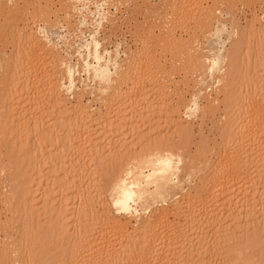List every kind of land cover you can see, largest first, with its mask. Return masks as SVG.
I'll return each mask as SVG.
<instances>
[{
    "label": "rangeland",
    "instance_id": "rangeland-1",
    "mask_svg": "<svg viewBox=\"0 0 264 264\" xmlns=\"http://www.w3.org/2000/svg\"><path fill=\"white\" fill-rule=\"evenodd\" d=\"M77 1L0 0V264H68V259L72 256L76 258L73 259L74 262L76 260L75 264H84V262L87 263V258L90 259L91 257L90 248H93L94 254L97 255L98 252L104 251L112 254L114 248L122 249V252L119 250L120 253L126 254L125 252H128L132 240L130 238H134L136 229L143 228L141 225L144 222L142 221L146 217H151V222L166 218L163 225L156 228L153 223L154 227L151 226L147 232L160 230L164 235H167L166 241H156L160 245L155 242L154 250L156 248V253L151 259L154 260V263L148 260V264H155L157 258L173 257L174 242L178 244L174 245L179 258L176 264L179 262H182L180 264H264V195L258 196L259 199L251 194L253 189H249L253 188L251 187L252 183L256 186L259 185V187L264 185V164L262 163L263 160H260L264 156V145H262L264 141H260L261 137L264 138V132L259 130L262 133L260 134L258 131L260 137L258 141L260 142L256 141L257 131V135L254 136L256 137L255 141L259 144L254 142L253 146L257 145L258 150L256 147V151L253 147L254 151L250 150L249 146L248 150L250 151L248 152L246 149L244 156L248 157L245 159L249 163L247 168L248 166L250 168L247 172L251 174V179L245 178L246 175L243 178L241 176L234 177H238L239 183L228 192L231 201L228 199L229 197H226L228 195L221 193V184L219 183L223 181L222 177L219 178L218 174L215 175L216 179H212V183L210 177L213 174L210 177L208 175L214 173L215 170L212 167L213 170L211 168L208 170V167L204 166V164L206 165L205 162L212 165L222 155L223 147H225L222 139L231 135H224L229 128L228 126L234 127L236 122L243 119L245 120L242 122H245L247 117H251L249 109L252 103L264 104V0H188L189 2L184 0V2H188H185L187 5L193 1L189 7L184 5L183 0H107L102 7L105 12L100 7L103 6L101 1L105 0H83L84 2L82 1L81 4L88 1L91 9L94 10L96 9V2H98L99 10L101 9L98 11L100 14L96 13L99 16L88 13V18H91H89L90 22L92 18L97 19L100 15L102 17L105 15L106 21L104 19L101 37L106 46L116 50V52L112 51L114 53L112 54L115 55L118 52L122 62L127 61V59L124 60L126 54L122 50L129 52L128 55L132 54L130 56L133 58L139 55L142 59L141 68L143 69H140L138 73V68L136 70V67H132L131 72L129 71L130 75L135 69L134 73L136 74H132L133 80L129 76L131 80L129 79V81L127 80L128 83L123 84V89H126L123 92L127 91V95L125 93V97L123 96L125 100L122 99L125 101V105L122 101L119 102L120 105L117 103L121 100L119 96L120 99L114 105L118 104L121 108L115 105V108L112 106L111 110L108 109L116 117L111 114L112 123L115 122L113 127L109 126V123L101 125L103 119H101L100 114L106 111L105 100L109 98L112 101L114 93L110 97L109 92H101L100 94L99 89H96L92 94L87 89L84 91L82 87L77 89L78 94L83 93V103L85 105L88 103L86 106H89L90 112L88 114L91 116L90 119L85 118L82 122H76L78 125L76 123L75 126L74 124L71 125L73 131H70L72 134L70 136L66 127L71 124V122L68 123V119L73 117L71 119L76 121L80 115L79 110L74 109L77 94L70 99L62 96L63 98L58 102L48 95L49 90L45 86L50 81L45 80L50 75L48 73L54 74L53 76L56 77L64 76H59L63 69L59 60L60 56L66 59L68 57L69 63L72 65L78 63L76 67L79 73L76 75L83 77L78 78L76 83L79 84L81 79L84 80L86 77L83 73L82 58L74 53L77 47L74 39L78 38V41L81 39V35L78 37L75 35L79 33L78 20L82 15L78 9L81 1ZM195 5L199 6V11H192L196 7ZM190 6H192L191 9ZM182 7L185 10L187 8L188 12L184 11ZM196 8L194 10H198ZM179 10L181 12H178ZM209 11L212 12L207 13ZM48 14L53 20L50 21L51 24L47 21L49 20L47 19ZM210 14L214 20L211 18L209 20L213 24L206 21ZM218 20L219 22H217ZM94 24L90 23L81 27L82 31L86 30L85 35L95 26ZM39 25L47 27V34L49 37L51 36L52 42L46 40L44 35H40L43 33L38 30ZM31 33L32 36L35 33L34 37L38 39V47L42 45L45 48L42 49L41 46L38 49L34 46V43L29 39L32 38L29 36ZM118 42L120 48L117 51L115 43L118 44ZM230 46L233 48H227ZM51 47L55 48L53 51L54 54L57 51L58 57L56 54L50 53ZM225 48L233 49L232 51H236V53H232L228 70L222 77V84L219 86L216 84L219 74L217 75L216 71V73L213 72L212 67L206 68L205 58L211 53V55L216 56L219 64H222ZM184 49L186 50L184 51ZM44 51L49 52L45 53ZM119 51L121 52L119 53ZM127 63L129 62L127 61ZM125 68L124 65L123 71ZM137 73L141 74L140 77ZM136 79L141 81H136ZM91 81L90 83L94 82L98 85V81ZM62 93L63 95L67 94L65 90H62ZM36 99L40 103L37 108L35 107L38 102ZM186 104L187 107L184 106ZM67 108L73 109L71 111ZM20 111L24 113L20 114L22 117L26 116L27 122L30 118L32 120L39 118L38 121H40L39 126L41 127L38 126L40 130L35 125L31 127L30 134H28L30 135L28 136L29 141L26 139L25 131H22L24 128L16 129L13 124L15 121L14 114H19ZM115 112L120 113L117 115L119 117L116 116ZM237 114L241 116L239 117ZM77 116L78 118H76ZM122 116L124 120L118 121V118L121 119ZM26 121L24 122L25 125H27ZM41 121L44 124H42L43 127L47 126L44 127L46 129L42 127ZM66 121L67 123H65ZM62 123H65V126ZM115 124H120L124 128L119 127L120 125L115 126ZM126 124L127 127H125ZM58 126L60 129L62 128L61 131L64 133L57 132ZM115 128L122 130L116 132ZM106 130L109 132L108 134H105ZM56 132L61 133L59 137L64 135L60 141L63 144L57 143L58 135L56 136ZM65 132L69 134L66 137L67 140L65 139ZM103 133L108 135L109 139L103 141L107 148H105L102 157L100 158L99 155L93 157L89 153L88 155L85 151L87 147L85 142L94 136L99 138L101 135L100 137H102ZM235 135L233 134L229 138V141L232 139L229 144L234 148L237 145L234 142ZM26 141L30 143L31 153L27 150ZM149 147L150 149L165 147L163 150L157 148L159 152L156 151V153L163 155L169 152L168 150L174 149L184 157V159L182 158L181 169L172 183L173 194L179 193L176 199H174V195L155 193L153 190H149L152 193L150 198L143 200L139 198V195L144 186L141 187L135 183L133 181L134 176L127 175L126 181H122L124 174L128 171H134V166L140 164L138 161L132 162L133 158L139 155L140 158L144 156L147 150H150ZM166 148L171 149L167 150ZM236 149L232 151L233 154L230 156H233L235 151L238 152L239 149ZM151 151L148 152V155L155 154ZM252 153L258 154H255L252 159ZM235 155L233 158L237 157ZM63 156L64 158H62ZM66 157L67 159H65ZM127 157L130 162L125 160ZM254 161L258 162L260 166L256 165L257 163ZM252 162L253 164H251ZM125 165L126 168L124 169ZM121 170L123 174L106 190L110 181ZM257 170L260 174H257ZM205 178H209L210 186L209 184L208 186L211 187L210 192H212H209L208 206L206 204L204 207L206 210H203L199 202H196V205L193 206L196 210L193 211L190 206L191 193L196 194L195 191L199 189L202 185L200 183ZM121 181L122 184H119ZM73 183L78 187V191L77 189L73 190V187L75 188ZM122 192L130 194L129 199L132 200L128 201L126 195L121 196ZM30 193L34 197H38L39 201L40 198L43 200L49 194V206L55 205L54 210L45 216L43 206L39 205L36 209L28 207L25 200ZM225 200H229L231 204L225 203ZM109 201L120 219L124 221L128 219L130 222V224L127 223L129 224L128 227L122 230L110 220ZM61 203L65 206H60ZM223 205L229 207V213L232 207L235 208L236 210L233 209L235 215L230 216L227 213L228 209ZM251 206L257 209L254 210ZM222 209H227V211ZM225 215L226 217L229 215L231 218L228 216L227 221ZM144 216L145 218H143ZM196 217L197 220L202 218L203 222L201 220L200 222L203 224L199 222L200 225H198ZM191 218L196 220L194 221L196 224ZM225 221L229 223L227 224ZM167 222L170 225L173 222L177 224L173 223L171 228ZM209 222L218 225L217 231L219 229L221 233L218 231L219 234L217 233L218 235H214V237L208 230ZM223 224L224 226H222ZM201 225L203 226L197 228ZM219 227L223 230H220ZM193 228L198 229L197 232L193 230L196 234L191 231ZM69 230L70 232H68ZM140 231L139 229L137 234L140 235L141 233L142 235L143 232ZM198 232L202 237H198ZM171 235L178 237L173 241ZM185 235L189 238L187 240L190 243L187 249L182 248V242L180 243L186 237ZM190 235L191 237H189ZM196 235L198 238L195 237ZM180 255L186 256L187 260L180 258Z\"/></svg>",
    "mask_w": 264,
    "mask_h": 264
},
{
    "label": "bare ground",
    "instance_id": "bare-ground-1",
    "mask_svg": "<svg viewBox=\"0 0 264 264\" xmlns=\"http://www.w3.org/2000/svg\"><path fill=\"white\" fill-rule=\"evenodd\" d=\"M78 1H81L79 4H80V7L78 8L79 10H80V13L82 14H80L81 15V17H80V19L78 20L79 21V24L78 25H80V26H78L79 27V29H78V31H79V33H76L75 35H77L76 37H78V36H80L81 35V39L83 38V40H81L80 39V41H78L79 39L78 38H76V39H74V41H75V45H77V47H76V49H75V52L74 53H76L77 55H79V57L80 58H82V61H83V73L85 74V79L83 80V79H81V81H80V83L78 84V83H76V80L78 79V78H80V77H78L76 74H78L79 73V71H78V69H77V67H76V65L78 64H74V65H72V64H70L69 63V60H68V57H67V59L65 58V57H62V56H60L59 58V60L61 61H59L60 63H61V66L63 67V69H62V71H58L59 73H60V75L59 76H61V75H64V76H61V77H56V76H53L54 74H51V73H48V74H50V75H48L46 78H48L47 80H45V81H50L49 83H47V86H45V88L47 87L48 88V90H49V93H48V95L52 98V99H54V100H56V101H60V99L61 98H63L62 96H65V97H67L68 99H70V97H74V96H76V94H77V99H76V102H75V107H74V109L76 108V110L78 109L79 111H78V113L80 114H77V115H79V119H77L76 121L75 120H73V119H71V118H73V117H70L69 119H68V123L69 122H71V124H68L66 127H67V133H69L70 134V131L72 130L71 129V125H73L74 124V126H75V123L76 122H78L79 123V121H83L85 118H89L90 116H91V114H88L89 112H90V110L88 109L89 108V106H86L84 103H83V99H82V92H80L79 94H78V90L77 89H79V88H81L82 87V89H84V91L87 89V90H89V91H91V94H92V92L94 93L95 92V90L96 89H99L98 91L100 92V94H101V92H106V93H108L109 92V94H110V97H111V95L114 93V98H112V101L111 100H109V98L108 99H106L105 101H106V111L103 113V114H100L101 115V119H103V121L101 122V125L103 124H105V123H109L108 125L109 126H112L113 125V123H115V122H113L112 123V115H113V113H112V111H108V109H110L111 110V107L113 106L114 108H115V105H116V107H118L121 103H119L120 101H122L123 102V104H124V102L125 101H123V100H125V99H123V96L125 97V93L127 92H123V90L125 91L126 89H123V84H125V83H128L127 82V80L129 81V76H131V79H132V74H136V73H134L135 72V69L137 70V68H138V70H137V72L140 70V69H143V68H141L142 67V59H140V56L138 55H136L137 57L136 58H133V57H131L130 55H132V54H130V55H128V53L129 52H127L126 50H122V51H124V53L126 54V58H124V60L125 59H127V61L129 62V63H127V61L125 60L124 62H122V61H120V59H119V56H118V52H117V54H115V55H113L114 53L112 52V51H115L116 52V50H114V49H111L110 47H108V46H106L105 44H104V41H103V38L101 37V32H102V27H103V22H104V19H105V15H103V17L100 15V17H96L97 19H94V18H92V21L90 22V20H89V18H88V13H91L92 15H95L96 13L98 14L99 12L98 11H101V9L99 10V8L101 7H104V3H106V1L107 0H105V1H101V4H103V6H100V7H98V2H96V9L94 10V9H91V7H90V5L88 4L89 2L87 1V2H85L84 4H81L82 3V1L83 0H78ZM77 1V2H78ZM128 1V0H127ZM181 1V0H180ZM186 1H188V0H186ZM185 1V2H186ZM84 2V1H83ZM173 2V1H172ZM183 2H184V0H183ZM184 2V3H185ZM189 2V1H188ZM188 2H186V3H188ZM95 3V2H94ZM100 3V2H99ZM184 4L185 6L187 5V4ZM190 3H192L193 4V1H191ZM189 3V4H190ZM101 4H99V5H101ZM189 4L187 5L188 7H189ZM180 5H182V4H180ZM217 5V4H216ZM215 5V6H216ZM183 6V5H182ZM184 6V7H185ZM193 6V5H192ZM192 6H190V9H191V7ZM196 6V5H195ZM194 6V7H195ZM11 7V6H10ZM106 7V6H105ZM193 7V8H194ZM197 7V8H196ZM195 8L196 9H198V7L199 6H196ZM183 8V7H182ZM194 8V9H195ZM204 8V7H203ZM217 8V7H216ZM218 8H219V6H218ZM8 9V8H7ZM103 9V8H102ZM184 9V11H187V8H186V10H185V8H183ZM189 9V8H188ZM192 10V11H199V9L198 10ZM41 10V9H40ZM104 10V9H103ZM102 10V11H103ZM201 10V9H200ZM203 10V9H202ZM209 10V9H208ZM78 11V10H77ZM87 12V13H86ZM104 12H105V10H104ZM103 12V13H104ZM121 12V11H120ZM131 12V11H130ZM178 12H181L180 10L178 11ZM183 12V11H182ZM188 12V11H187ZM212 11H209V12H207V13H211ZM5 13V12H4ZM32 13V12H31ZM30 13V14H31ZM85 13V14H84ZM102 13V14H103ZM214 13V12H213ZM212 13V15H214ZM54 14V13H53ZM96 14V15H97ZM100 14V13H99ZM104 14H107V13H104ZM169 14V13H168ZM49 15V14H48ZM70 15V14H69ZM95 15V16H96ZM179 15H181V14H179ZM211 14H210V16H209V18L207 17V22L209 21L210 22V18H211V16H212ZM97 16H99V15H97ZM169 16V15H168ZM40 17V16H39ZM64 17V16H63ZM107 17V16H106ZM170 17V16H169ZM205 17H206V14H205ZM204 17V18H205ZM215 17V16H214ZM55 18V17H54ZM57 18V17H56ZM156 18V17H155ZM201 18V17H200ZM213 18V17H212ZM211 18V19H212ZM35 19V18H34ZM47 19H49V20H47L48 21V23H50L51 24V22L50 21H53L52 19H50V15H49V17L47 18ZM66 19V18H65ZM91 19V18H90ZM113 19V18H112ZM166 19V18H165ZM46 20V19H45ZM55 20V19H54ZM58 21H59V19H57ZM110 20V19H109ZM212 20H214V19H212ZM211 20V21H212ZM67 21V20H66ZM95 21V22H94ZM105 21H106V19H105ZM173 21V20H172ZM56 22V21H55ZM158 22V21H157ZM164 22H166V21H164ZM196 22V21H195ZM208 22V23H209ZM217 22H219V20L217 21ZM67 23V22H66ZM90 23H95L94 25V27L92 28V29H90V31H88L89 33L87 34V35H85V31H82V26L83 25H88V24H90ZM169 23V22H168ZM167 23V24H168ZM175 23V22H174ZM210 23H212V22H210ZM4 24V23H3ZM55 24V23H54ZM57 24H58V22H57ZM106 24V23H105ZM213 24V23H212ZM59 25V24H58ZM215 25V24H214ZM219 25V24H218ZM61 26V25H60ZM203 26V25H202ZM39 27V31L41 32V33H43V34H40L41 36L42 35H44V37L46 38V40H48L49 42H52V38L50 39V37H49V35L47 34V32H48V29H47V27L46 26H42V25H39L38 26ZM56 27V26H55ZM151 27V26H150ZM219 27H220V25H219ZM25 28V27H24ZM152 28V27H151ZM154 28V27H153ZM22 29V28H21ZM175 29V28H174ZM214 29V28H213ZM65 30H67V29H65ZM88 30V29H87ZM166 30V29H165ZM209 30V29H208ZM147 31V30H146ZM150 31V30H149ZM171 31V30H170ZM30 32V31H29ZM173 32H174V30H173ZM175 32H176V30H175ZM210 32V31H209ZM21 33V32H20ZM66 33V32H65ZM163 33H164V31H163ZM34 34L35 33H33V36H32V33H31V35L29 34V36H32V38H29V39H31V41L34 43V46H36V48H40V47H38V42H37V38H35L34 37ZM51 34V33H50ZM106 34V33H105ZM110 34V33H109ZM64 35V34H63ZM62 35V36H63ZM197 35V34H196ZM203 35V34H202ZM60 36V35H59ZM66 36V35H65ZM108 36V35H107ZM110 36H111V34H110ZM148 36V35H147ZM178 37V36H177ZM65 38V37H64ZM109 38V37H108ZM195 38H196V36H195ZM20 39V38H19ZM69 39V38H68ZM145 39V38H144ZM174 39V38H173ZM70 40V39H69ZM109 40V39H108ZM163 40V39H162ZM197 40V39H196ZM29 41V40H28ZM66 41H68V40H66ZM166 41V40H165ZM228 41H231V40H228ZM23 42V41H22ZM119 42H121V41H119ZM119 42H118V44L117 43H115V48H117V51H118V48H120V44H119ZM176 42V41H175ZM56 43V42H55ZM30 44V43H29ZM37 44V45H36ZM57 44V43H56ZM117 44V45H116ZM199 44V43H198ZM21 45V44H20ZM151 45V44H150ZM197 45V44H196ZM26 47V46H25ZM56 47V46H55ZM58 47V46H57ZM142 47V46H141ZM232 46H230V47H227V48H231ZM237 47H240V46H238L237 45ZM43 48H45V47H43L42 46V49ZM52 48V47H51ZM169 48V47H168ZM189 48V47H188ZM193 48V47H192ZM198 48V47H197ZM227 48H225V52H224V55L222 56V64H219V61L216 59V56H214L213 54L211 55V53H209L210 55L209 56H206L207 58H205V61L207 62H205L206 64H207V69H210L211 67L213 68V72H215L217 75H218V79H217V82H216V84L217 85H219L220 86V84H222V77L226 74V72H227V70H228V64H229V62H230V60H231V56L234 54V52L236 53V51H232L233 49H227ZM233 48V47H232ZM41 49V50H42ZM53 49H55V48H52V49H50V53L52 52L53 53V55H55L56 54V52H55V54H54V51H53ZM125 49V48H124ZM180 49H181V47H180ZM47 50V49H46ZM49 50V49H48ZM57 50V49H56ZM83 50H85V51H83ZM128 50V49H127ZM186 49H184V51H185ZM197 50V49H196ZM202 50V49H201ZM132 51V50H131ZM45 52V51H44ZM43 52V53H44ZM49 51H46L45 53H48ZM121 51H119V53H120ZM138 52V51H137ZM143 52V51H142ZM42 53V52H41ZM51 53V54H52ZM113 53V54H112ZM123 53V52H122ZM176 53H178V52H176ZM196 53V52H195ZM233 53V54H232ZM67 54V53H66ZM75 54V55H76ZM140 54V53H139ZM57 55V57H58V54H56ZM171 55V54H170ZM191 55V54H190ZM72 56V55H71ZM130 56V57H129ZM134 56V55H133ZM176 56V55H175ZM45 57V56H44ZM72 58V57H71ZM144 58V57H143ZM168 58V57H167ZM171 58V57H170ZM186 58V57H185ZM189 58V57H188ZM48 59H49V57H48ZM52 59V58H51ZM50 59V60H51ZM159 59V58H158ZM182 59V58H181ZM45 60V59H44ZM186 60H188L187 58H186ZM37 61H38V59H37ZM58 61V60H57ZM71 61V60H70ZM203 61V60H202ZM59 62H57V63H59ZM144 62V61H143ZM184 62H186V61H184ZM59 63V64H60ZM132 63H134V64H132ZM136 63V64H135ZM155 63V62H154ZM34 64V63H33ZM32 64V65H33ZM59 64H57V65H59ZM80 64V63H79ZM48 65V64H47ZM125 65V67L127 68H125V70L123 71V66ZM176 65V64H175ZM203 65V64H202ZM17 66V65H16ZM144 66V65H143ZM186 66V65H185ZM201 66V65H200ZM204 66V65H203ZM51 67H53V66H51ZM50 67V68H51ZM60 67V66H59ZM135 68L134 69V71H133V73H131L130 75H129V73L131 72V69H133V68ZM148 67V66H147ZM160 67V66H159ZM185 68V67H184ZM52 69V68H51ZM160 69V68H159ZM1 70V69H0ZM30 71V70H29ZM54 71V70H53ZM130 71V72H129ZM166 71V70H165ZM59 73H57V74H59ZM128 73V74H127ZM139 73V72H138ZM137 73V74H138ZM215 73H213V74H215ZM17 74V73H16ZM142 74H143V72H142ZM139 75V77H140V75L141 74H138ZM184 75V74H183ZM217 75H216V77H217ZM58 76V75H57ZM161 76V75H160ZM20 77V76H19ZM55 77V78H54ZM83 77V76H82ZM81 77V78H82ZM136 78L138 77V76H135ZM53 79H56V80H53ZM130 79V80H131ZM140 79V78H139ZM216 79V78H215ZM98 81V85H96L94 82L93 83H90V81ZM133 80V79H132ZM53 81H55V82H53ZM91 81V82H92ZM136 81H141V80H137L136 79ZM216 81V80H215ZM131 82H133V81H131ZM44 83V82H43ZM97 83V82H96ZM137 84H138V82H136ZM142 84V83H141ZM43 85V84H42ZM170 85V84H169ZM10 86V85H9ZM8 86V87H9ZM127 86H128V84H127ZM16 87V86H15ZM134 87V86H133ZM37 88H39V87H37ZM37 88H36V90H37ZM142 88V87H141ZM129 89V88H128ZM169 89V88H168ZM62 90H65L66 91V95H63V93H62ZM135 90V89H134ZM143 90V89H142ZM80 91H82V90H80ZM89 91H88V93H89ZM110 91H111V93H110ZM131 91V90H130ZM144 91V90H143ZM142 91V92H143ZM10 92V91H9ZM44 92V91H43ZM138 92V91H137ZM124 93V94H123ZM139 93V92H138ZM141 93V92H140ZM97 94V93H96ZM131 94V93H130ZM43 95V94H42ZM107 95V94H106ZM126 95H127V93H126ZM134 95V94H133ZM103 96V95H102ZM119 96H120V98H121V100H119L120 98H119ZM131 96V95H130ZM40 97V96H39ZM98 97V96H97ZM113 97V96H112ZM117 97H118V99H117ZM48 98V97H47ZM51 98H49V99H51ZM19 99V98H18ZM45 99V98H44ZM123 99V100H122ZM46 100V99H45ZM53 100V101H54ZM117 100H119L117 103H119V105L118 104H115L114 105V103L117 101ZM130 100V99H129ZM132 100V99H131ZM135 100V99H134ZM160 100V99H159ZM164 100V99H163ZM36 101H38L37 99H36ZM41 101H43V100H41ZM47 102H48V100H46ZM55 101V102H56ZM254 101V100H253ZM5 102V101H4ZM35 102V101H34ZM45 102V101H44ZM55 102H52L53 104H56ZM135 102V101H134ZM133 102V103H134ZM157 102V101H156ZM36 103V102H35ZM34 103V104H35ZM43 103V102H42ZM95 103V102H94ZM258 103V102H257ZM39 101L37 102V104H35L34 106L37 108V106H39ZM122 104V105H123ZM129 104V103H128ZM7 105V104H6ZM118 105V106H117ZM125 105V104H124ZM123 105V106H124ZM251 105V104H250ZM129 106V105H128ZM133 106V105H132ZM184 106H186L187 107V104L186 105H184ZM112 107V108H113ZM120 107V106H119ZM185 107V108H186ZM121 108V107H120ZM119 108V109H120ZM123 108V107H122ZM147 108V107H146ZM149 108V107H148ZM147 108V109H148ZM1 109V108H0ZM33 109H35V108H33ZM68 109V108H67ZM73 109V108H72ZM72 109H68V110H71L72 111ZM118 109V110H119ZM16 110H17V108H16ZM20 110V109H19ZM75 110V111H76ZM92 110V109H91ZM116 110V109H115ZM117 110V111H118ZM124 110V109H123ZM129 110V109H128ZM187 110V109H186ZM185 110V111H186ZM251 112H249V113H251L250 114V116L251 117H247L246 118V121L245 122H242V121H244L245 119H240V120H242V121H240V122H236V124L234 125V127L233 126H231V125H229L228 127V129L226 130V133L224 134L225 136H227V135H232L233 136V134H236L235 135V139H234V142L237 144L236 146H235V148H237L236 150H238V152H236L235 151V153H234V155L237 153V155H235V157L236 158H233V156H230V154L232 155L233 153H232V151H234L235 150V148L234 147H232L230 144H229V142H231V140L232 139H230V141H229V138L230 137H232L231 135L230 136H227V137H224L225 139H222V140H224L223 141V146H225V147H223L224 148V150H223V153H222V155L220 156V158H218L216 161H214V163L211 165L210 163H207V162H205L206 163V165L204 164V166L205 167H208V170H209V168H213L214 170H215V172L214 173H210L208 176L210 177L211 176V174H213V176H211V177H213V178H211L210 177V181H212V183H213V180L212 179H216V177H215V175L217 176V174H218V176H219V178L220 177H222L221 179L223 180H221L222 182H220L219 184H221L220 185V187H221V193L223 194V195H228V196H226V197H229V191H230V189L232 188H234L235 187V185H237L238 183H239V180H238V177L237 178H234V177H236V176H241V178H243V176L244 175H246V176H244L245 178H250V175L251 174H249V172H247V171H249V169L248 168H250L249 166H248V168H247V164H249V163H247V158L248 157H246V156H244L245 154H246V149L248 150L249 148H248V146L251 148L250 150H253L252 149V147L254 148V150H255V147H256V150H258V148H257V145L259 144V143H257L256 141H258V140H260V141H264L263 139H262V137L260 138L259 137V132L261 131L262 133L264 132L263 131V129H264V104L262 105V104H260V102L258 103V104H256V102H255V104H253L252 103V105L250 106V109H249ZM32 111V110H31ZM38 111H39V109H38ZM93 111V110H92ZM114 111V110H113ZM126 111H127V109H126ZM155 111V110H154ZM6 112V111H5ZM15 112V111H14ZM13 112V113H14ZM21 112V111H20ZM24 112H26V111H24ZM74 112V111H73ZM111 112V113H110ZM72 113V112H71ZM76 113V112H75ZM74 113V114H75ZM116 113V112H115ZM124 113V112H123ZM8 114V113H7ZM20 114H24L23 112H21V113H15L14 114V117H15V121H14V127L16 128V129H19L20 127H21V129L22 128H24V130L22 129V131L24 132V134L26 135V139L29 141V137L28 136H30V135H28V134H30V129H31V127H33V125H35L39 130H40V128L39 127H41V126H39V123H40V121H38V119H36L35 118V120H32V118H30V120L27 122L26 121V119H25V117H22V115H20ZM26 114V113H25ZM31 114V113H30ZM30 114H29V117H31L30 116ZM112 114V115H111ZM120 113H116V116L117 115H119ZM239 114V113H238ZM237 114V115H238ZM243 114V113H242ZM5 115V114H4ZM17 115V116H16ZM99 115V116H100ZM111 115V116H110ZM115 115V114H114ZM113 115V116H114ZM24 116V115H23ZM68 116H70L69 115V113H68ZM76 116V115H75ZM239 116V115H238ZM238 116H237V118H238ZM241 116V115H240ZM239 116V117H240ZM8 117V116H7ZM115 117V116H114ZM117 117H119V116H117ZM121 117V116H120ZM13 118V117H12ZM12 118H11V120H12ZM65 118V117H64ZM76 118H78V116L76 117ZM75 118V119H76ZM116 118V117H115ZM14 119V118H13ZM71 119V120H70ZM90 119V118H89ZM91 119H92V117H91ZM119 120L118 121H121L122 122V120H124V118H123V116H122V118L120 119V118H118ZM27 122V125H25L24 124V122L25 121ZM75 121V122H73V121ZM86 120H88V119H86ZM85 120V121H86ZM149 120V119H148ZM114 121V120H113ZM116 121V120H115ZM117 121V122H118ZM126 121V120H125ZM73 122V123H72ZM87 122V121H86ZM97 122V121H96ZM234 122V121H233ZM65 123H67V121L65 122ZM64 123V124H65ZM78 123H76L77 125H78ZM127 123V122H126ZM3 124H4V122H3ZM43 124V122L41 121V125ZM63 124V123H62ZM62 124H60V126H62ZM63 124V126H65ZM121 124H124V123H121ZM23 125H25L24 127H23ZM44 125V124H43ZM43 125H42V127H43ZM76 125V126H77ZM80 125V124H79ZM106 125V124H105ZM116 125H120V124H115V126ZM39 126V127H38ZM46 126V125H45ZM44 126V127H45ZM62 126V127H63ZM71 126V127H70ZM86 126V125H85ZM108 126V127H109ZM132 126V125H131ZM36 127H34V128H36ZM43 127V128H44ZM47 127V126H46ZM59 127V126H58ZM57 127V128H58ZM79 127V126H78ZM80 127H81V125H80ZM105 127V126H104ZM103 127V128H104ZM113 127V126H112ZM111 127V128H112ZM119 127H121V125L119 126ZM125 127H127V124H126V126ZM134 127V126H133ZM43 128H41V129H43ZM63 128H65V127H63ZM74 128V127H73ZM101 128V127H100ZM99 128V129H100ZM111 128H109V129H111ZM122 128V127H121ZM115 128V130H116V132L117 131H120L121 132V130L124 128ZM21 129H20V131H21ZM44 129H46V128H44ZM59 129H60V127H59ZM59 129H57V132H59V131H61L62 130V128L59 130ZM75 129H77L76 127H75ZM80 129V128H79ZM105 129H108V128H105ZM104 129V130H105ZM121 129V130H120ZM133 129V128H132ZM114 130V131H115ZM124 130H126V129H124ZM134 130V129H133ZM260 130V131H259ZM5 131V130H4ZM16 131V130H15ZM42 131V130H41ZM73 131V130H72ZM79 131V130H78ZM107 131V130H106ZM110 131V130H109ZM113 131V130H112ZM258 132V137H257V140L255 139L256 137H254V136H256L257 135V132ZM55 133L56 134V136L58 137V139H57V137L55 138V139H57L56 141H57V143L59 142V143H62V142H60L62 139H63V137L62 136H64L63 134L61 135V137H62V139H61V137H59V135L61 134V133H64V132H62L61 131V133ZM115 132V133H116ZM124 132V131H123ZM260 132V134H262ZM66 132H65V139H66V137H68L69 136V134H67ZM72 133V132H71ZM74 133V132H73ZM109 132L107 131V132H105V134H108ZM54 134V135H55ZM67 134V135H66ZM100 134V133H99ZM104 133H103V135H102V137H100L99 136V138L98 137H96V136H94L93 138H89L85 143H86V149H85V151H87V154L89 153L91 156H93L94 157V155H96V156H100V158L102 157V155L104 154V150H105V148H107V146H105L106 144H105V142L103 143V141H108V139H109V137H107L106 135H105ZM141 134V133H140ZM22 135V134H21ZM24 135V136H25ZM72 134H70V136H71ZM93 135V134H92ZM111 136H112V133L110 134ZM109 135V136H110ZM115 135V134H114ZM124 135V134H123ZM76 136V135H75ZM260 136H262V135H260ZM73 137V136H72ZM78 137V136H77ZM79 137H81V136H79ZM73 138H75V137H73ZM119 138H121V137H119ZM258 138H260V139H258ZM60 139V140H59ZM110 139H111V137H110ZM125 139V138H124ZM67 140V139H66ZM73 140V139H72ZM115 140V139H114ZM256 140V141H255ZM28 141H26V145H28L27 147H28V152L29 153H31V147H29V145H30V143L28 142ZM64 141V140H63ZM69 141V140H68ZM74 141V140H73ZM110 141V140H109ZM123 141V140H122ZM260 141H258V142H260ZM25 142V141H24ZM31 142V141H30ZM71 142V141H70ZM224 142H225V144H224ZM254 142L255 143H257V145H255V147L253 146V144H254ZM29 143V144H28ZM84 143V144H85ZM126 143V142H125ZM264 143V142H263ZM22 144V143H21ZM63 144V143H62ZM80 144V143H79ZM234 144V143H233ZM261 144V143H260ZM26 145H24V146H26ZM60 145V144H59ZM69 145V144H68ZM67 145V146H68ZM70 145H71V143H70ZM116 145H118V144H116ZM121 145H122V142H121ZM162 145V144H161ZM160 145V146H161ZM262 145H264V144H262ZM64 146V145H63ZM84 146V145H83ZM110 146H111V144H110ZM118 146H120V145H118ZM233 149H231L230 150V147ZM239 146V147H238ZM122 147V146H121ZM150 147H152V146H150ZM150 147H149V149H150ZM247 147V148H246ZM60 148V147H59ZM119 148V147H118ZM157 148H161V147H153V148H151L150 150H152L151 152H153V153H155V154H150V155H148V152L150 151H148L147 149V153L145 154V153H143V152H145V151H143L142 153L143 154H145L144 156H142L141 158L138 156V157H135V158H133V161L132 162H140V164H139V166L138 165H135L134 167H135V170L134 171H128L126 174H124L125 176H124V178H123V180L122 181H126V176L127 175H132V176H134L133 177V181L135 182V183H138L141 187H142V185L144 186V187H142L141 188V190H140V192H141V194L139 195V198H141V199H149L150 198V195L152 194L151 192H149V190H153L155 193H159V192H161V193H166V194H168V195H174L175 197H174V199H176V197H178L179 196V193L177 192V193H175V194H173V191H174V188H173V185H172V183L174 182V180H175V178H176V176L178 175V172H179V170L181 169V163H182V158L184 159V157H182V155L179 153V152H177L176 150H174V149H171V148H166L167 150L168 149H171V150H168L169 152H167L166 154H158V153H156V151H158L159 149H157ZM165 148V147H164ZM164 148H161V150H163ZM110 150V149H109ZM250 150H248V152L250 151ZM253 150V151H254ZM255 150V151H256ZM64 151V150H63ZM230 151H231V153H230ZM159 152V151H158ZM64 154V153H63ZM62 154V155H63ZM88 154V155H89ZM249 154V153H248ZM250 154H251V152H250ZM255 154L257 155L258 153H252V159H253V157H255ZM107 155V154H106ZM254 155V156H253ZM108 156V155H107ZM250 156V155H249ZM61 157V156H60ZM90 157V156H89ZM105 157V156H104ZM113 157V156H112ZM133 157V156H132ZM131 157V158H132ZM231 157H232V159H231ZM62 158H64V156L62 157ZM246 158V159H245ZM264 156L263 157H261L260 158V160L262 159L263 161H262V163L264 164ZM65 159H67V157L65 158ZM110 159V158H109ZM119 159V158H118ZM117 159V160H118ZM128 160L129 162H130V160L128 159V157L127 158H125V160ZM233 159H235V160H233ZM237 159V160H236ZM61 160V159H60ZM113 160V159H112ZM126 160V161H127ZM62 161V160H61ZM205 161H206V159H205ZM64 162V161H63ZM249 162V161H248ZM254 162H256V161H254ZM62 163V162H61ZM128 163V162H127ZM257 164L256 165H259L260 166V164H258V162H256ZM259 163H261V161H259ZM125 164V163H124ZM251 164H253V162L251 163ZM46 165V164H45ZM66 165V164H65ZM87 165V164H86ZM255 165V164H254ZM126 168V165H125V167H124V169ZM211 168V169H212ZM257 168V167H256ZM259 168H261V167H259ZM263 168V167H262ZM123 169V170H124ZM206 169V168H205ZM212 169V170H213ZM82 170V169H81ZM207 170V169H206ZM207 170V171H208ZM211 171V170H210ZM94 172V171H93ZM85 173V172H84ZM208 173V172H207ZM262 173V172H261ZM123 173H122V170L119 172V174H117V175H115L114 177H113V179L110 181V184L107 186V188H106V190H108V187H110V186H112V184L114 183V182H116L117 180H118V178H119V176H121ZM206 174V173H205ZM205 174H204V176H205ZM257 174H260V173H258V170H257ZM77 175H78V173H77ZM95 175V174H94ZM88 176V175H87ZM258 177V176H257ZM91 178V177H90ZM244 178V179H245ZM78 179V178H77ZM84 179H85V177H84ZM83 179V180H84ZM207 179V180H206ZM208 179L209 178H205V179H203L202 181V183H200V184H202V185H200V187H199V189H197V191H195V193L196 194H194V193H191V202H190V206L192 207V209L191 210H193L194 211V207L193 206H195L196 204V202H199V204H200V206H202L203 207V210H206V208L204 209V207L206 206V204L208 203V199L210 200V197H209V192L211 191V187H209L210 186V182L208 183ZM251 179V178H250ZM80 180V179H79ZM91 180V179H90ZM237 180H238V182H237ZM241 180V179H240ZM249 180V179H248ZM81 181V180H80ZM89 181V180H88ZM87 181V182H88ZM122 181H121V183H119V184H122ZM207 181V182H206ZM218 181V180H217ZM83 182V181H82ZM72 183V182H71ZM75 183V182H74ZM74 183H73V185H74ZM78 184V183H77ZM181 184V183H180ZM208 184H209V186H208ZM259 184V183H258ZM257 184V185H258ZM261 184V183H260ZM39 185H40V183H39ZM71 185V184H70ZM82 185V184H81ZM255 184H253L252 183V186L251 187H253V188H249V189H253V191H251V194H253L254 195V197H257V198H259L258 196H260V195H264V185L263 186H261V187H259V185L258 186H254ZM41 186V185H40ZM75 186V188L73 187V190L75 191V189H77L78 187H76V185H74ZM85 186V185H84ZM45 187V186H44ZM47 187V186H46ZM39 188V187H38ZM72 188V187H71ZM80 188V187H79ZM90 188V187H89ZM86 189V188H85ZM217 189V188H216ZM238 190V189H237ZM77 191H78V189H77ZM88 191H90V190H88ZM231 191H233V190H231ZM239 191H240V189H239ZM245 191V190H244ZM234 192V191H233ZM246 192H247V190H246ZM253 192V193H252ZM86 193H88V192H86ZM210 193H212V192H210ZM76 194H77V192H76ZM80 194V193H79ZM119 194H121V193H119ZM194 194V195H193ZM44 196H45V194H43ZM75 195V194H74ZM87 195V194H86ZM89 195V194H88ZM126 195V198H128V201H131L129 198H130V194H125V192H122V195L121 196H125ZM223 195H221V196H223ZM232 195H233V193H232ZM239 195V194H238ZM244 195V194H243ZM248 195V194H247ZM252 195V196H253ZM51 196V195H50ZM76 196V195H75ZM74 196V197H75ZM73 197V198H74ZM152 197V196H151ZM225 197V196H224ZM225 197V198H226ZM232 197V196H231ZM235 197V196H234ZM233 197V198H234ZM49 194L48 195H46L44 198H43V200H41V198H40V201L38 200L39 198L37 197H34L31 193L30 194H28L27 195V198H26V200H25V203L27 204V206L28 207H31L32 209H36L37 207H39V205L40 206H43L44 207V209L45 210H43V212H44V215L46 216V215H48V214H50L53 210H54V206L52 205V204H50V205H52V206H49ZM77 198V197H76ZM221 198V197H220ZM240 198V197H239ZM238 198V199H239ZM252 198V197H251ZM64 199H66V198H64ZM79 199H81V198H79ZM229 200H230V197L228 198ZM256 199V198H255ZM260 199V198H259ZM60 201H61V199H59ZM224 201L225 203L226 202H228V204H231V200L230 201ZM237 200V199H236ZM257 200V199H256ZM234 201V200H233ZM43 202H45V203H43ZM63 202H64V200H63ZM223 202V203H224ZM43 203V205H41ZM62 205H60V206H63V203H61ZM210 204V203H209ZM58 205V204H57ZM56 205V206H57ZM59 206V207H60ZM65 206V205H64ZM63 206V207H64ZM199 206V207H200ZM207 206H208V204H207ZM223 206H226V205H223ZM222 206V207H223ZM234 206V205H233ZM236 206H238V205H236ZM42 207V208H43ZM179 207V206H178ZM251 207H253V209H254V206H251ZM226 208L228 209L229 207H227L226 206ZM230 208H231V206H230ZM238 208V207H237ZM256 208V207H255ZM181 209V208H180ZM180 209H179V211H180ZM227 209H225L226 211H227ZM236 210L235 208H233L232 207V210H230V213H229V209H228V212L227 213H229V215L230 216H234L235 214H234V210ZM257 209V208H256ZM256 209H254V210H256ZM150 210V209H149ZM178 210V209H177ZM176 210V211H177ZM196 210V209H195ZM201 210H202V208H201ZM223 210V209H222ZM225 210H223V211H225ZM108 212H109V215H110V220L113 222V224L114 223H116L117 225H118V227H120L122 230L124 229V228H126V227H128V225L130 224V222L128 221V219H126V221H124L123 219H120L119 218V216H117L116 214H115V212H114V209H113V206L111 205V203H110V201H109V203H108ZM178 212V211H177ZM202 212V211H201ZM216 212V211H215ZM255 212V211H254ZM180 213H181V211H180ZM195 213V212H194ZM226 213V212H225ZM175 214V213H174ZM179 214V213H178ZM193 214V213H192ZM209 214V213H208ZM197 215V214H196ZM210 215H212L211 213H210ZM227 215V214H226ZM226 215H225V220H227V217L229 216H227L226 217ZM189 216H191L190 214H189ZM228 217V218H231V217ZM237 216V215H236ZM192 217V216H191ZM205 217V216H204ZM221 217V216H220ZM143 218H145V216L143 217ZM206 218H207V216H206ZM205 218V219H206ZM131 219V218H130ZM151 217H146L142 222H144L141 226H143V228L141 229V228H139L142 232H143V234L141 235V233H140V235L139 234H137V233H139L138 232V230L136 229V232H134L133 234L135 235H132V236H134V238L132 237V238H130V239H132L131 240V242H130V245H129V248H128V252H125L126 254H124V253H120V251L122 250H120V249H113L112 251V254H111V252H110V254L108 253V252H105L104 250H106V249H104L103 251L104 252H98V251H96V252H98L99 254L97 255V254H94V250H93V248H90L89 249V251L90 252H92V254H90L91 255V257H90V259L89 258H87V263H85L84 262V264H148L147 263V261L149 260V261H153V263H154V260H151L152 259V256L154 255V253H156L155 251H156V248H155V250H154V244H155V242L156 241H159V242H163V240L164 241H166L165 240V237H167V235H164V233L162 232V231H155V232H151V233H149V232H147V230L151 227V226H153V223H154V226H156V228L157 227H160L161 225H163V221H166L165 219L166 218H160V219H158L156 222H154V221H152L151 222ZM195 219V218H194ZM199 219V218H198ZM207 219H209V218H207ZM191 220H193L192 218H191ZM196 220H197V217H196ZM196 220H193V223H194V221H196ZM200 220L202 221V218L201 219H199V220H197V224L198 225H200ZM204 220V219H203ZM230 220V219H229ZM128 221V222H127ZM131 221V220H130ZM228 221V220H227ZM227 221H225L227 224L229 223V222H227ZM178 222V221H177ZM200 222V223H199ZM203 222V221H202ZM213 222V221H212ZM232 222V221H231ZM255 222V221H254ZM127 223H129V224H127ZM173 223H175V222H173ZM172 223V224H173ZM190 223H191V221H190ZM189 223V224H190ZM224 223V222H223ZM167 224L168 225H170V223L169 222H167ZM170 225L169 227H173V225ZM175 224H177V223H175ZM194 224H196V223H194ZM201 224H203V223H201ZM209 224H210V226H207L208 228V230L213 234V236L214 235H218L219 233H218V231H219V229H218V231H217V228H218V225H216L215 223H211V222H209ZM227 224H225V225H227ZM68 226H71V225H68ZM153 226V227H154ZM203 225H201V226H197V228H200V227H202ZM220 226V225H219ZM222 226H224V224L222 225ZM67 227V226H66ZM194 227V226H193ZM191 228V227H190ZM197 228H193V229H191V231L193 232V230H195L196 232L198 231V229ZM220 228V227H219ZM222 228H226V227H222ZM197 229V230H196ZM220 230H223V229H221L220 228ZM67 231V230H66ZM65 231V232H66ZM135 231V230H134ZM140 231V232H141ZM190 231V230H189ZM194 231V232H195ZM208 231V232H209ZM68 232H70V230L68 231ZM193 232V233H194ZM196 232L194 233V234H196ZM209 232V233H210ZM220 233H221V231H219ZM223 232V231H222ZM225 232V231H224ZM191 233V232H190ZM189 233V234H190ZM192 233V234H193ZM200 232H198V234H199ZM218 233V234H217ZM132 234V233H131ZM194 234H193V237H194ZM170 235V234H169ZM168 235V236H169ZM184 235V234H183ZM211 235V234H210ZM172 236V239H171V237H170V239L171 240H173L174 241V239H176V237H178V236H176V235H171ZM186 236V235H185ZM198 235H196L195 237H197ZM184 237V236H183ZM182 237V238H183ZM187 237V236H186ZM184 237V239L183 240H179L180 241V243H181V247L182 248H185V249H187L188 248V246L190 245V243H189V238L187 237ZM189 237H191V235L189 236ZM198 237H202L201 236V234H199V236ZM197 237V238H198ZM215 237V236H214ZM188 239V240H187ZM207 239V238H206ZM198 240V239H197ZM205 240V239H204ZM170 241V240H169ZM178 241V242H179ZM220 241V240H219ZM171 242V241H170ZM191 242V241H190ZM157 243V242H156ZM175 244H173V257H169V258H165V257H163V259H158L157 258V260H158V262H157V260H156V263L157 264H176L177 263V261H178V256H177V252H176V249L174 248V245H178V244H176V242H174ZM158 244V243H157ZM219 244V243H218ZM217 244V245H218ZM158 245H160V244H158ZM180 245V244H179ZM168 246H170V245H168ZM219 246V245H218ZM113 247V246H112ZM118 247V246H117ZM171 248V249H172ZM91 249H92V251H91ZM120 250V251H119ZM189 250V249H188ZM107 251V250H106ZM177 251H179L178 250V248H177ZM122 252V251H121ZM171 252V253H172ZM87 253V252H86ZM88 254V253H87ZM124 254V256H122ZM81 255V254H80ZM79 255V256H80ZM183 255V254H182ZM187 255H189V254H187ZM77 256V255H76ZM78 256V257H79ZM155 256V255H154ZM82 257V256H81ZM161 257V258H162ZM166 257H168V256H166ZM182 256L180 255V258H181ZM80 258V257H79ZM182 258H184V259H186L187 260V258H186V256L184 257H182ZM73 259H76V258H74V256H72V258H70V259H68V264H75V262H76V260H75V262H74V260ZM89 259V260H88ZM80 260V259H79ZM83 260V259H82ZM182 260V259H181ZM82 262V261H81ZM187 262V261H186ZM155 263V264H156ZM180 263H182V262H179L178 264H180ZM183 263H184V261H183Z\"/></svg>",
    "mask_w": 264,
    "mask_h": 264
}]
</instances>
